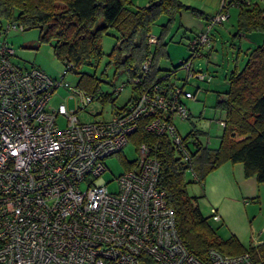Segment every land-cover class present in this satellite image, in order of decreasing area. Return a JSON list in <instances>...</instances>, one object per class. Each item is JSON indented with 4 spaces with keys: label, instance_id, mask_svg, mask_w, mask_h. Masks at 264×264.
Segmentation results:
<instances>
[{
    "label": "built area",
    "instance_id": "obj_1",
    "mask_svg": "<svg viewBox=\"0 0 264 264\" xmlns=\"http://www.w3.org/2000/svg\"><path fill=\"white\" fill-rule=\"evenodd\" d=\"M251 2L220 0L205 30L188 41L189 57L179 60L186 72L182 84H152L106 120H79L77 110L93 100L81 89H74L80 97L75 110L49 105L71 63L55 77L37 67L21 69L11 60L14 49L0 40V264H143L144 257L157 264H254L249 252L210 248L207 261L189 252L159 186L160 163L149 144L136 145L137 157L112 187L103 177L104 160L121 152L139 121L148 118L146 130L167 135L196 178L192 149L209 141L187 140L178 131L177 123L190 115L184 100L195 97L183 84L210 80L194 65L209 45V31L228 18L229 7ZM8 29L23 26L7 22L2 32ZM156 41L149 33L148 42ZM150 58L142 61L134 83L147 74ZM211 216L219 219L214 208Z\"/></svg>",
    "mask_w": 264,
    "mask_h": 264
},
{
    "label": "trees",
    "instance_id": "obj_2",
    "mask_svg": "<svg viewBox=\"0 0 264 264\" xmlns=\"http://www.w3.org/2000/svg\"><path fill=\"white\" fill-rule=\"evenodd\" d=\"M259 1L234 6L237 12L232 36L256 31L264 33V5ZM182 9L205 19L202 29L188 36L186 47L189 51L188 41L205 30L208 17H203L200 10L182 0H147L146 5H135V0H0V20L20 24L23 30L40 27L39 41L53 40L54 54L63 62L64 68L72 64L69 70L96 64L102 56L101 38L113 28L117 41L108 57L115 72L126 71L128 81L133 82L140 73L142 61L151 56L147 74L139 83L133 82L135 93L130 102L152 84L161 85L168 79V72L160 75L163 68L159 67L158 60L167 56L166 45L172 40L168 34L174 24L188 33L179 19ZM160 15H166V22L161 25L157 41L151 47L148 34ZM211 34L210 30L207 48ZM206 54L203 51L202 58ZM244 55L242 67L238 68L235 63L229 71L227 89L216 91L214 106L223 112L221 120L225 123L217 146L198 141L192 149L191 167L196 175L192 180L201 184L208 173L227 161L241 162L246 177L255 176L258 183H264V43L247 48ZM177 67H180L179 62ZM77 86L93 99L111 98L110 93L99 90L98 79L85 71L80 73ZM147 119L139 121L130 141L135 145L149 144L153 156L158 159L159 186L174 211L178 234L189 252L202 261H207L210 248L230 255L249 252L254 264H264V242L243 244L233 234L223 238L218 233L210 223L209 216H212L202 213L198 196H189L187 192L188 166L181 161L167 135L146 130ZM193 137L200 138L198 130L191 129L184 135L187 140ZM125 163V169L129 168L131 162ZM144 260L143 264H157L150 257H144Z\"/></svg>",
    "mask_w": 264,
    "mask_h": 264
},
{
    "label": "rangeland",
    "instance_id": "obj_3",
    "mask_svg": "<svg viewBox=\"0 0 264 264\" xmlns=\"http://www.w3.org/2000/svg\"><path fill=\"white\" fill-rule=\"evenodd\" d=\"M145 0H135V5H143ZM230 17L228 24L235 23L236 9L233 7L229 11ZM166 22V15H160L155 24L152 26L151 34L157 36L160 33L161 25ZM177 23V22H176ZM5 27V22L0 20V40H4L14 49L11 56L12 62L21 69L37 67L55 77L62 73L64 69L63 62L56 57L53 51L54 41H39L40 27H30L24 30L8 29L2 32ZM234 30H231V33ZM211 33H214L213 51L210 60L206 62L204 57H200L194 61V65L198 64L202 69L210 75V80L207 81H189L183 86L195 93L194 98L184 100V104L190 111L189 118L177 123L179 133L184 136L189 130H198L201 139H208V144L211 147H216L219 142V136L222 132V123L224 114L219 109L215 108L216 91L226 90L228 87L227 75L234 67L235 63L238 68L244 63V50L246 43L230 37L231 34L226 33L224 28L219 24L213 26ZM172 36V40L166 45V57H159L158 65L163 68L160 75H163L167 70L172 71L176 64L182 59V56H188L189 51L186 47V41L189 33L177 29V24H174L169 31L168 37ZM116 33L113 28H110L101 38L102 56L96 64L82 66L77 70H69L64 79L63 84L59 85L52 93L49 100V105L56 108L59 104H63L67 110L76 109L80 105V97L76 95L74 89H78V81L80 73L83 71L94 75L98 79V88L103 93H110L111 98L97 97L91 100L84 109L77 110V116L80 121L87 120H106L111 116L113 109L128 104L130 97L135 93L133 90V82L128 81L126 71L115 72V68L109 63L108 54L116 43ZM252 46L256 45L250 42ZM154 44H151L153 47ZM238 46H241L242 51H237ZM238 54V55H237ZM169 75L168 80H163L164 84L176 83L182 84V79L185 78V70H178ZM123 84V88L118 94L112 92L113 88ZM60 126L65 124L62 116L58 118ZM137 157L136 145L129 141L121 152L107 157L104 160L106 170L103 177L109 181V186L114 185V178L121 173L126 167V161H131ZM187 192L189 196H198V204L204 215H209V207L207 201L203 198L202 185L197 181L192 180V175L186 174ZM261 184L260 198H253L254 206L260 208L262 214L257 215L251 220L254 221L253 235H257L259 223L264 225V183ZM257 211V210H256ZM210 223L217 228V231H222V225L216 224L209 216ZM251 231H249V234ZM256 243V242H255Z\"/></svg>",
    "mask_w": 264,
    "mask_h": 264
},
{
    "label": "crops",
    "instance_id": "obj_4",
    "mask_svg": "<svg viewBox=\"0 0 264 264\" xmlns=\"http://www.w3.org/2000/svg\"><path fill=\"white\" fill-rule=\"evenodd\" d=\"M182 1L185 4L200 10L205 18L214 14L218 10L220 4V0ZM259 3L264 5V0L259 1ZM144 4H147V0L144 1L143 5ZM233 7L234 6H231L230 9ZM234 8L237 12V8ZM230 9H228V11H230ZM179 19L182 28L187 30L190 36L200 31L205 21V19L194 17L190 11L184 9L179 11ZM226 23H228V19L219 25L224 28L226 33L231 34L230 37L239 39V41L244 40V43H246L245 50L253 47L250 45V42H254L256 45L264 43V33L256 31L248 34L240 33L237 36H232L231 30L235 29V24L232 23L229 26ZM214 39V33H212L210 46L208 48L206 47L204 50V52L207 53L204 58L206 62L210 60L211 53L214 49L212 45ZM237 51H242L241 46H238ZM181 58H186V56H182ZM176 66L172 71L167 70L164 75L167 72L170 75L174 71L177 72L178 70H184L181 67L176 68ZM161 85L168 87L179 84H169L168 82L167 85ZM202 187L203 198L207 201L208 206H210L209 215H211V208H214L219 214L218 220L211 219L216 222V224L224 226L223 230L218 232L223 238L233 234L243 244H256L264 242V225L259 223L258 228L255 229L258 230L257 235L255 236L252 233L254 231L253 228L255 224L254 221L251 220L257 215L262 214L260 208L257 207L256 209L254 202H251L253 201V198H256L257 200L260 198L261 184L257 182L255 176L246 177L244 175L243 165L241 162H224L219 167L208 173ZM249 231H251L250 234Z\"/></svg>",
    "mask_w": 264,
    "mask_h": 264
}]
</instances>
